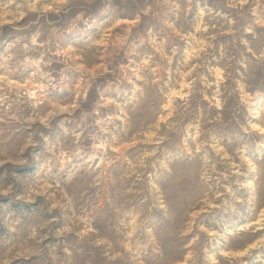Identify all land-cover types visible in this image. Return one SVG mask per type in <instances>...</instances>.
I'll return each mask as SVG.
<instances>
[{"label":"rangeland","instance_id":"rangeland-1","mask_svg":"<svg viewBox=\"0 0 264 264\" xmlns=\"http://www.w3.org/2000/svg\"><path fill=\"white\" fill-rule=\"evenodd\" d=\"M0 264H264V0H0Z\"/></svg>","mask_w":264,"mask_h":264}]
</instances>
